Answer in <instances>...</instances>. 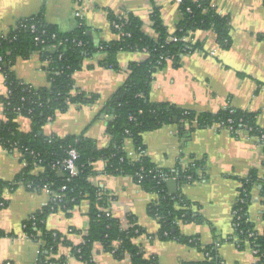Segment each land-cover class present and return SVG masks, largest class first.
I'll use <instances>...</instances> for the list:
<instances>
[{"label":"crops","instance_id":"obj_1","mask_svg":"<svg viewBox=\"0 0 264 264\" xmlns=\"http://www.w3.org/2000/svg\"><path fill=\"white\" fill-rule=\"evenodd\" d=\"M212 1L221 14L229 17L230 46H221L212 30L196 31L193 37L201 41V49L183 55L177 66L170 61L157 70L150 85V99L197 112L217 113L230 107L254 113L257 125L264 128V0ZM85 2L86 24L95 45L118 39L110 22V12L139 17L145 33L152 37L157 36L151 20L155 10L160 12L169 33L176 31L182 18L175 0ZM77 6L76 0H0V33H9L20 18L39 13L60 31H74L79 25L75 16ZM107 57V53L99 51L93 57L85 58L81 68L74 73L76 87L96 95L97 100L85 105L71 104L68 110L57 112L43 126L45 135H83L94 139L101 149L110 146L112 140L107 126L113 116L106 112V104L127 81L130 63L144 61L148 53L120 51L115 58L116 66L108 64ZM46 64L40 54L34 52L29 58H17L12 69L23 82L45 87L50 84L44 68ZM7 89L5 77L0 72V96L6 95ZM3 118L4 107L0 102V119ZM17 121L21 131L32 130L29 117L18 116ZM142 140L146 156L156 167L170 171L183 166L194 167L195 180L178 181L176 185L169 183L177 180L173 178L167 181V189L172 194L174 190L179 191L190 202L193 211L203 217L197 222L178 221L181 234L196 242L160 238L161 222L149 212V207L159 202V194L144 190L130 175L107 174L106 161L99 160L93 165L96 174L91 180L112 194L103 210L118 218L124 227L129 225V218L133 216L146 230L133 241L147 256H156L159 264H198L207 260L208 247L216 248L215 255L220 264H257L258 257L251 247H240L230 237L236 231L233 214L243 180L253 171L264 178V150L259 142L246 133L235 136L214 126L187 127L185 134L181 135L176 124L146 131ZM125 150L132 162L143 155L131 139L126 141ZM22 168L19 152L0 146V178L13 181ZM39 173L38 170L35 172ZM261 188L262 185L253 187L248 209L249 218L259 231L264 228ZM51 197L43 188L31 191L18 186L5 192L8 205L0 210V229L5 232L0 236V263H38L41 243L26 236L24 224L32 214L41 211ZM90 208V200L85 199L67 210L59 209L48 215L47 229L64 233L69 242L60 247V255L68 257L74 246L85 242L91 224ZM93 258L97 264H132L128 254L118 258L99 242L95 243ZM68 261L80 264L74 256L68 257Z\"/></svg>","mask_w":264,"mask_h":264},{"label":"trees","instance_id":"obj_2","mask_svg":"<svg viewBox=\"0 0 264 264\" xmlns=\"http://www.w3.org/2000/svg\"><path fill=\"white\" fill-rule=\"evenodd\" d=\"M180 10L182 18L173 33H169L163 25L158 10L151 14L157 31L156 37L145 33L143 21L139 17L110 12V22L118 34V39L99 45L93 44L87 24L78 25L71 32H62L47 23L42 13L20 18L6 36L0 33V72L4 75L5 84L10 91L8 95L0 96L5 115V118L0 119V146L9 151H19L29 160L36 157L42 160L41 165L44 167L38 175L32 173L33 167L30 166L23 169L13 181L0 178V210L8 205V200L2 197L4 189L13 191L20 183L31 191L48 187L51 195L63 194V201L52 198L47 206L34 214V219L25 221L24 231L41 242L37 264H70L66 256L59 254L60 247L69 244L66 235L47 229L46 220L50 213L59 209L67 210L85 199L91 202L90 228L86 232L85 242L72 248V254L80 264H97L93 258V249L97 242L118 258L128 254L132 264H159L156 256H147L133 241L135 237L146 232L133 216L129 218V225L124 227L118 218L108 216L103 210L111 196L91 180L96 174L93 165L99 160L106 161L107 174L130 175L144 190L159 194V202L151 205L149 212L161 222L160 238L193 244L196 242L181 234L178 221L181 219L185 222H197L202 221L203 217L193 211L190 202L179 191L169 193L167 181L160 177V171H164L181 183L190 182L197 178L195 169L193 167L184 172L177 168L170 171L153 165L145 154L142 140L144 132L176 124L179 133L184 135L187 127L192 129L194 126L211 127L223 124L232 126V134L235 136H239L241 130H248L251 136L259 137V143L264 150V128L257 125L254 113L230 107L217 113H205L167 102L151 101L150 85L154 73L164 68L169 60L172 65H179L183 55L202 47L198 39L192 42L182 38L193 37L196 31L208 29L216 33L221 46L228 47L231 44L229 17L220 14L212 0H184ZM114 23L119 24L127 34L119 35ZM53 34L57 36L53 37ZM171 36L176 37V40L169 41ZM131 50L147 52L148 58L130 63L127 81L106 104L105 109L110 108L113 116L107 126V133L112 140L108 148H99L94 139L83 135L59 137L44 134L43 126L57 112L68 110L71 104L85 105L97 100L96 95L87 94L75 85L74 73L81 68L85 58L93 57L99 51L105 52L108 64L116 66L117 53ZM38 51H41V58L47 62L44 68L48 72L50 84L45 87H35L23 82L12 69L17 58H29ZM22 115L32 121L30 132H23L19 127L17 118ZM128 139L133 140L137 150L143 154L136 162L127 157L125 144ZM72 148L79 152L76 162L79 173L70 178V172L57 163L66 159ZM255 185H262L264 205V178H260L253 171L243 180L233 219L236 231L230 240L238 243L240 247L254 248L257 251V264H264V228L258 231L248 214ZM2 235L5 232L0 229V236ZM206 252L211 259L207 258L198 264H220L215 255V247H208Z\"/></svg>","mask_w":264,"mask_h":264},{"label":"built area","instance_id":"obj_3","mask_svg":"<svg viewBox=\"0 0 264 264\" xmlns=\"http://www.w3.org/2000/svg\"><path fill=\"white\" fill-rule=\"evenodd\" d=\"M194 1H198V0H194ZM76 2H77V10H76V12H75V16L77 17V19H78V21H79V25H83V24H86V17H85V7H84V2H85V0H76ZM175 2L180 6L183 2H184V0H175ZM86 3V2H85ZM213 6L216 8V10L218 11V9H217V7H216V5L213 3ZM219 12V11H218ZM220 13V12H219ZM221 14V13H220ZM114 26H115V28L116 29H118L119 30V35H126L127 33H124L123 31H122V29H121V26L119 25V24H117V23H114ZM33 28H34V26H33ZM2 35H5L6 36V34H8V33H6V34H4V33H1ZM57 35L56 34H53V37H56ZM184 41H192V42H195L197 39H195L194 37H184V38H182ZM169 41H172V40H176V37H173V36H171V37H169V39H168ZM54 48V47H53ZM53 48H50V49H53ZM40 52L41 51H38L37 53H39L40 54ZM41 56V55H40ZM2 61V57H0V62ZM169 62H170V60H169ZM10 93V91L7 89V95ZM53 118H49V121H51ZM214 127H219V128H222V129H225V130H228L231 134L233 133V128H232V126H225V125H223V124H215V125H213ZM241 133H246L249 137H251V138H255L258 142H259V137H253V136H251L250 134H249V131L248 130H241L240 132H239V134H241ZM261 138H263V137H261ZM260 144V143H259ZM261 145V144H260ZM262 146V145H261ZM263 147V146H262ZM19 152V151H18ZM141 153V152H140ZM19 154H20V160H21V163H22V166H23V168H22V170L23 169H26V168H29L30 166H32L33 168V170H32V173L33 174H35V172L38 170V172H42L43 170H44V167L41 165V162H42V160H38L36 157L33 159V160H29L28 158H26L21 152H19ZM142 154V153H141ZM79 159V152L75 149V148H72V149H70L69 150V152H68V157L66 158V159H64L62 162H58L57 164H60V165H62V167L63 168H65L66 170H68L69 172H70V178L71 177H74V176H76L78 173H79V168H78V165H77V160ZM182 170L184 171V172H187V171H189V167H185V166H183L182 167ZM35 175H38V174H35ZM160 177L163 179V180H166V181H168V180H170V179H173V178H175V177H170V175L167 173V172H164V171H160ZM177 179V178H176ZM20 186H24V187H26L23 183H20ZM28 186H30V184H28ZM43 189H46L50 194H51V192H50V189L48 188V187H44ZM6 191H12V190H10V189H8V188H5L4 189V191H3V193H2V197H3V199H4V194H5V192ZM108 194L110 195V196H112V194L111 193H109L108 192ZM52 197H51V200H52V198L55 200V199H57L58 201H63V194H55V195H51ZM50 202V201H49ZM49 204V203H48ZM48 204H46V206L48 205ZM106 214L108 215V216H112V214L109 212V211H107L106 212ZM233 217H235V212H234V214H233ZM35 218V215L34 214H32L28 219H34ZM234 219V218H233ZM24 227H25V225H24ZM259 231V230H258ZM25 234H26V236L28 237V238H30V239H32V240H35L31 235H29V234H27L26 232H25ZM56 235V234H55ZM38 242V241H37ZM39 243H41L40 241H39ZM238 244V243H237ZM252 249V251H253V253L254 254H256V250L254 249V248H251ZM78 252H80V250H78ZM206 255H207V258H208V260H210L211 259V257H210V254L208 253V252H206ZM70 256H73V254L72 253H70L69 255H68V257H70ZM68 257L66 256V258H67V260H68ZM69 262V261H68ZM70 263V262H69Z\"/></svg>","mask_w":264,"mask_h":264},{"label":"water","instance_id":"obj_4","mask_svg":"<svg viewBox=\"0 0 264 264\" xmlns=\"http://www.w3.org/2000/svg\"><path fill=\"white\" fill-rule=\"evenodd\" d=\"M106 112H111V109L110 108H107ZM169 183H173V184H178V180H171ZM174 192H177V190H174Z\"/></svg>","mask_w":264,"mask_h":264}]
</instances>
